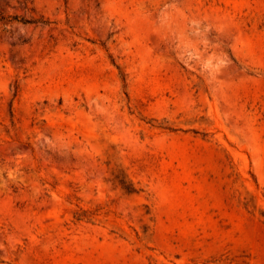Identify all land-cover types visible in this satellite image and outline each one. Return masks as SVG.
Instances as JSON below:
<instances>
[{
  "label": "rangeland",
  "instance_id": "374dc122",
  "mask_svg": "<svg viewBox=\"0 0 264 264\" xmlns=\"http://www.w3.org/2000/svg\"><path fill=\"white\" fill-rule=\"evenodd\" d=\"M0 13V264H264V0Z\"/></svg>",
  "mask_w": 264,
  "mask_h": 264
},
{
  "label": "trees",
  "instance_id": "16d2710c",
  "mask_svg": "<svg viewBox=\"0 0 264 264\" xmlns=\"http://www.w3.org/2000/svg\"><path fill=\"white\" fill-rule=\"evenodd\" d=\"M4 16L0 13V19H2ZM13 18L19 20V21H22V22H33L35 20H31V19H27V18H23V17H20V16H12ZM118 180L120 181V183L122 184V186L129 192H132V191H135V189L132 187V186H126L125 184H123L124 182L118 178Z\"/></svg>",
  "mask_w": 264,
  "mask_h": 264
}]
</instances>
